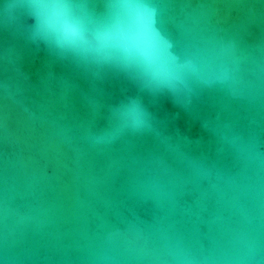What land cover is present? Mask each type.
<instances>
[{
  "label": "water",
  "instance_id": "obj_1",
  "mask_svg": "<svg viewBox=\"0 0 264 264\" xmlns=\"http://www.w3.org/2000/svg\"><path fill=\"white\" fill-rule=\"evenodd\" d=\"M0 0V264H264V0ZM106 37L110 39H105Z\"/></svg>",
  "mask_w": 264,
  "mask_h": 264
},
{
  "label": "clouds",
  "instance_id": "obj_2",
  "mask_svg": "<svg viewBox=\"0 0 264 264\" xmlns=\"http://www.w3.org/2000/svg\"><path fill=\"white\" fill-rule=\"evenodd\" d=\"M39 6L43 9L45 27L57 32L66 42L76 43L83 40L81 29L67 17L68 6L63 0H47L41 2ZM122 7L135 16L136 22L128 32H122L116 37L119 46L128 55L135 56L154 78L161 80L171 78L173 70L164 58L158 39L143 22L140 9L144 6L128 0Z\"/></svg>",
  "mask_w": 264,
  "mask_h": 264
}]
</instances>
